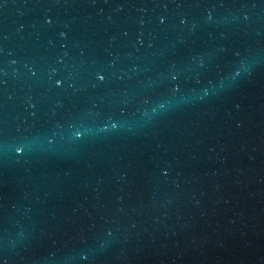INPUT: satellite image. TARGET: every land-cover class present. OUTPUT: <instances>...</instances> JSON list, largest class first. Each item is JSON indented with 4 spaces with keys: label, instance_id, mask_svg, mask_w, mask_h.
Masks as SVG:
<instances>
[{
    "label": "water",
    "instance_id": "95a60500",
    "mask_svg": "<svg viewBox=\"0 0 264 264\" xmlns=\"http://www.w3.org/2000/svg\"><path fill=\"white\" fill-rule=\"evenodd\" d=\"M0 259L264 264V0H0Z\"/></svg>",
    "mask_w": 264,
    "mask_h": 264
},
{
    "label": "snow or ice",
    "instance_id": "6c2138e0",
    "mask_svg": "<svg viewBox=\"0 0 264 264\" xmlns=\"http://www.w3.org/2000/svg\"><path fill=\"white\" fill-rule=\"evenodd\" d=\"M181 22L183 23V21H181ZM237 75H238V74H237ZM95 79H96L97 82H100V83H102V82L105 80V74H104V72H103L102 69L99 70V71H97V72H95ZM175 79H176V77H175V76H172V80H175ZM54 83H55V85H56L57 87H59V86L62 85L63 81L60 80V79H56V80L54 81ZM113 127H115V125H113ZM75 135H76V136H79V135H80V132L77 131V132L75 133ZM15 151H16L17 153H19V152L21 151L20 147H19V146H16ZM0 264H5V262H4L2 259H0Z\"/></svg>",
    "mask_w": 264,
    "mask_h": 264
}]
</instances>
